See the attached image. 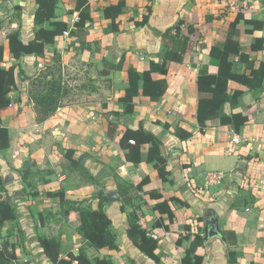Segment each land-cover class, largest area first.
Instances as JSON below:
<instances>
[{
	"label": "crops",
	"instance_id": "obj_1",
	"mask_svg": "<svg viewBox=\"0 0 264 264\" xmlns=\"http://www.w3.org/2000/svg\"><path fill=\"white\" fill-rule=\"evenodd\" d=\"M119 1L88 0L92 21L77 29V0H58L56 21L67 23L69 34L48 45L45 57L26 55L16 60L8 36L20 32L24 44L35 40L38 5L36 0H0V66L9 69L18 65L17 75L22 74L18 75L19 88L11 94V108L1 113L11 145L0 151V174L6 188L7 181L38 186L33 198L23 189L9 195L15 200V193L21 191L25 194L21 199L32 201L25 202L26 210L16 211L15 221L4 223L2 237H8L16 247L19 264H53L40 246L43 237H60L66 260L70 253L78 256L84 249L93 261L110 258L114 264H158L128 237V215L133 208L121 211L124 198L131 199L133 205L140 204V225L159 236L156 254L160 264H181L195 234L201 233L206 240L211 216H215L220 234L233 232L237 242L228 245L224 236L206 240L197 250L203 264H264V89L261 92L229 82L231 96L235 91L243 95L234 106L228 103L230 107L227 104L223 114H243L249 120L239 134L232 125H221L220 117L209 120L202 133L197 120L200 70L206 67L211 75H218L220 62L211 56V49L224 47L230 26L239 16V34L233 39L256 69L264 63V49L252 51L257 40H263L264 45V0H251L241 11L228 8L225 0H126L123 14L116 20L119 32H114L104 10ZM147 15L148 24L138 27L136 22ZM179 21H185L182 36L190 42L182 63L168 62L166 94L152 102L141 92L134 100V113L125 114L119 100L126 94L128 70L133 67L142 73L150 69L152 61H162L165 51L174 48L176 34L173 31V37L166 39L162 35ZM44 27L51 29L52 25L48 22ZM189 27L193 33H189ZM55 53L62 57L68 89L65 106L37 124L28 94L29 79L52 66ZM123 56L122 69L114 70ZM236 61L238 72H244L246 64L239 58ZM153 78L164 76L156 73ZM128 128L151 132L161 140V154L170 172L168 181L161 180L154 164L147 162L150 145L141 147L140 164L126 160L119 139ZM178 128L193 137L180 140L176 136ZM25 164L26 172L19 174ZM75 169H85L86 178L75 174ZM214 173H223L226 178L220 184H210L209 177ZM146 177L150 182L143 192H135ZM60 190L69 201L89 202L95 210L101 192L106 197L110 193L118 197L104 206L112 221L117 250H96L87 245L78 232L77 213L72 211L66 217L60 209V198L47 195ZM151 191L162 198L152 199L148 194ZM173 198L187 206L171 202ZM164 201H169L173 221L168 213L154 210ZM181 239V245H177Z\"/></svg>",
	"mask_w": 264,
	"mask_h": 264
},
{
	"label": "trees",
	"instance_id": "obj_2",
	"mask_svg": "<svg viewBox=\"0 0 264 264\" xmlns=\"http://www.w3.org/2000/svg\"><path fill=\"white\" fill-rule=\"evenodd\" d=\"M38 8L35 14V24L37 26L36 38L29 44H24L21 40L20 32H14L8 36L9 49L16 60H20L22 56L35 55L45 57L48 53V45L55 43V40L69 30V25L64 22L56 21L58 0H36ZM126 7V0H120L117 5H112L104 10V16L108 20H112V29L114 32H119L116 20L123 14ZM75 12H79V21L75 23L77 29L85 28L87 22L92 21L91 11L88 0H77ZM151 12L149 8V13ZM149 21V16H145L142 22H136L138 27L146 26ZM240 21V16L233 22L229 29V38L223 48L213 47L211 56L218 59L220 62L218 75H211L206 67L200 70L197 85L201 95L198 106L197 120L200 130L203 133L207 128L206 123L209 120L221 118V125H232L237 134L248 123V117L243 114H233L231 116L223 114L228 103L233 106L236 101L243 95L242 91H235L233 96L228 93L230 81L237 82L248 87L251 90L263 91L264 83V63L258 69L250 60V57L242 52L240 44L233 39L239 31L237 25ZM52 25L51 29L44 27L46 23ZM185 21H179L174 29H169L162 35L163 39L171 38L172 32H175L173 38L174 48L167 49L163 55L162 61H152L150 69L140 73L133 67L128 70V87L126 94L119 102L124 106L125 114H133L135 109V98L142 94L149 98L152 102H157L167 92L168 84L165 76L168 75V62L182 63L187 53L190 39L182 36V29L185 26ZM194 29L189 27V33H193ZM264 49L263 40H257L252 45V51H260ZM237 58L246 64L244 72H238ZM125 57L123 56L120 62L113 67L114 70H120L123 67ZM3 61V50L0 48V62ZM13 66L9 69H4L0 66V151L10 148L11 137L8 128L2 126L1 113L8 110L12 106L11 94L19 88L17 68ZM22 71V70H20ZM164 76L161 79H154L153 74ZM29 97L34 104L35 120L37 124H42L56 115L58 110L65 106L68 89L64 81L62 57L59 53H55L53 57V65L41 69L40 73L29 79ZM205 95H209L208 97ZM258 100V95H255ZM112 130V125L109 127ZM176 136L187 141L193 137V134L185 131L182 128L176 130ZM119 144L128 162L138 165L142 162L141 147L150 145L147 155V162L154 164L161 180L168 181L170 172L167 170V160L161 154V140L151 132L132 129H126L119 139ZM26 172V171H25ZM150 182L146 177L137 187L135 192H143L144 186ZM4 185V181L0 174V188ZM152 199L160 200L161 194L156 191L148 193ZM49 197L60 198V209L66 217L70 212L75 211L79 217L80 225L78 232L85 240L88 246L101 250L110 248L118 249L116 236L111 232L112 221L106 214L104 206L106 205L107 197L104 193L98 196V209H93L91 203L87 202L83 206L82 202H72L66 198L65 191L48 193ZM13 196L5 198L0 194V239H2V229L6 221H15L17 213L14 205ZM171 202H179L182 206H187L186 203L179 201L176 198L171 199ZM128 207H132V212L129 213L128 237L133 244L146 256L160 264V258L156 254L158 241L148 235V232L140 225V217L138 211L140 206L133 205L131 199L123 198L121 211L124 213ZM155 211L168 213L170 220H174V214L169 205V201L158 203L154 207ZM190 231V227H186ZM9 232V231H8ZM223 236L228 245H235L236 235L233 232H224ZM0 245V264H19L16 247L10 242L8 237L3 238ZM182 239L177 242L181 245ZM206 240L201 233L194 236V240L189 249L186 250L185 256L182 258L181 264H203L204 258L197 254L198 248L205 245ZM40 246L43 249L44 255L53 264H114L112 259H96L91 260L84 249L81 250L78 256L70 253L69 260L62 257V243L60 237L40 238ZM232 261V253H230Z\"/></svg>",
	"mask_w": 264,
	"mask_h": 264
},
{
	"label": "rangeland",
	"instance_id": "obj_3",
	"mask_svg": "<svg viewBox=\"0 0 264 264\" xmlns=\"http://www.w3.org/2000/svg\"><path fill=\"white\" fill-rule=\"evenodd\" d=\"M21 85V84H20ZM26 167H27V165L25 164V167L21 170V171H18L19 172V174H21V173H23V172H25L26 171ZM75 170H77V171H75V174H78V175H80L82 178L83 177H85L86 178V176H85V174H84V172H85V169H75ZM9 172V170H7V173ZM7 175H9V174H7ZM27 185V186H26ZM26 185H24L23 183H21V181H19V182H17V183H9L8 181H7V188L5 187V184L3 185V187L2 188H0V194L3 196V197H7V196H9V195H11L12 193H13V191L14 190H22L23 189V191H26V193H29V196L30 197H35V194L37 193V192H34L35 190H36V188L38 187L37 186V184L36 183H34V184H26ZM28 191H30V192H28ZM16 201L14 202V205H15V209H16V211H23L22 210V208H24L25 210H26V205H28V204H25V202H31L32 201V199H29L28 201L27 200H23V199H21V198H16L15 199ZM139 203H140V201H138ZM22 203H24V204H22ZM85 205H87L86 204V202H83V206H85ZM31 206L33 207V205L31 204ZM136 206H138V205H136ZM139 206H140V204H139ZM28 207V206H27Z\"/></svg>",
	"mask_w": 264,
	"mask_h": 264
},
{
	"label": "built area",
	"instance_id": "obj_4",
	"mask_svg": "<svg viewBox=\"0 0 264 264\" xmlns=\"http://www.w3.org/2000/svg\"><path fill=\"white\" fill-rule=\"evenodd\" d=\"M227 3V7L230 9H234L235 11H241L243 8L247 7V5L251 2V0H225ZM65 35H68L69 32H65ZM226 178V175L223 173H214L211 174L209 177L210 184H220L224 179ZM148 235L153 238L154 240L159 241V236L148 232Z\"/></svg>",
	"mask_w": 264,
	"mask_h": 264
},
{
	"label": "water",
	"instance_id": "obj_5",
	"mask_svg": "<svg viewBox=\"0 0 264 264\" xmlns=\"http://www.w3.org/2000/svg\"><path fill=\"white\" fill-rule=\"evenodd\" d=\"M114 47H116V40H114ZM18 75H19V77H22L21 73H18ZM263 86H264V83H263ZM228 107H230L229 104H228ZM24 196H25V194L23 192L17 191L14 195V198H20V197H24ZM117 199H118V197L115 196L114 193H110L107 197L106 203L114 202ZM207 228H208V231H207V235H206V240H209L213 237H218V236L223 238V236L220 234L218 223L215 219V216H211L210 219L207 221Z\"/></svg>",
	"mask_w": 264,
	"mask_h": 264
}]
</instances>
